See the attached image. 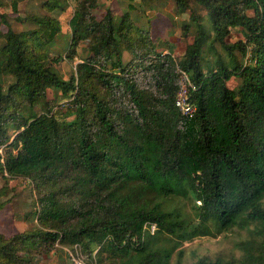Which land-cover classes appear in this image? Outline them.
Returning <instances> with one entry per match:
<instances>
[{"label": "trees", "instance_id": "obj_1", "mask_svg": "<svg viewBox=\"0 0 264 264\" xmlns=\"http://www.w3.org/2000/svg\"><path fill=\"white\" fill-rule=\"evenodd\" d=\"M76 2L71 46L86 39L95 45L69 81L51 68L59 59L36 52L62 32L55 16L29 17L34 27L16 32L0 13V147L7 144L0 170L48 188L38 198L46 230L0 241V264H33L16 244L36 239L78 244L90 255L87 264H171L184 243L216 237L243 216L258 224L260 236L245 256L196 264H264V0H174L197 26L181 57L158 52L130 11L116 19L107 10L98 21V0ZM193 2L206 9L207 22ZM18 5L13 0L12 10ZM43 7L65 11L67 3L47 0ZM236 27L245 41L230 44ZM184 28L188 36L190 25ZM206 46L217 56L213 67L204 64ZM236 51L249 55L247 65ZM2 76L14 80L7 91ZM232 78L242 80L238 89L229 87ZM50 89L71 99L72 120L49 106ZM185 89L193 116L176 105ZM20 100L46 108L23 119L11 139L12 107ZM147 223L157 224L154 235L144 233Z\"/></svg>", "mask_w": 264, "mask_h": 264}, {"label": "rangeland", "instance_id": "obj_2", "mask_svg": "<svg viewBox=\"0 0 264 264\" xmlns=\"http://www.w3.org/2000/svg\"><path fill=\"white\" fill-rule=\"evenodd\" d=\"M12 1L5 0L4 5L0 7V13L7 15L13 30L16 32L33 28L34 26L27 22V19L32 16H55L59 20L62 25V32L53 43L48 44L43 49H36V52L48 54L49 59L47 61L50 62L51 59H59L58 62H51V68L62 80L69 81L70 77L76 74L78 64L92 56V49L95 45L93 41L86 39L79 42L75 47L71 46L72 30L70 20L75 12L76 0H65L67 9L52 13L43 7L47 0H18V11L16 12L12 10ZM98 1L99 7L94 12L98 21L104 19L107 10H111L116 19L130 11L128 0ZM133 5L135 10L130 11V15L135 27L151 32L150 35L157 51L164 54L173 53L175 57H181L187 46L192 42V37L197 30V26L190 19L191 11L189 10L184 14L179 13L174 0H135ZM191 6L197 14L202 16L203 21H208L207 11L203 6L194 2ZM17 18L23 19L24 22H19ZM186 24L190 25L191 29L188 36L185 35L184 30ZM3 31L6 33L7 28L3 27ZM135 34L137 35V32ZM244 34L245 32L241 27L233 28L230 30L227 42L235 44L245 41ZM125 45L122 46L125 48ZM215 47L224 58L228 57L219 45ZM235 54L243 65L249 63V55L243 56L239 51H236ZM124 58L126 61H130L133 59V55L124 52ZM204 58V64L207 67H213L217 56L206 46ZM2 79L7 91L14 80L11 76H2ZM241 83L240 78H232L228 85L231 89H238ZM48 99L50 100L49 106L53 105L54 111H62L66 114L67 120L74 118V114L68 113L66 110L71 99H64L61 91L48 90ZM20 101V104L12 107L17 120L16 122H10L7 130L11 139L16 135L17 125L23 119L33 118L41 114L46 108L43 103L31 108L25 101ZM6 146L7 144L0 147L1 156ZM0 189L2 191L0 195L2 205L0 208V241L46 230L38 220V198L40 191L47 190V187L44 190L39 189L29 179L12 178L0 170ZM262 203L264 204V199ZM259 239L258 224L243 216L234 227L218 234L216 237H199L191 242L184 243L174 253L171 264H196L201 257H208L213 260L220 258L242 259L245 256L247 244ZM16 248L19 250L18 255L26 256L25 258L33 264H77L78 260L87 264L90 258L88 251H85L78 244L71 247L55 242L51 245L36 239L35 243L25 244L19 242V244H16ZM92 252L95 256L98 248L92 247ZM94 264L97 263L94 262Z\"/></svg>", "mask_w": 264, "mask_h": 264}, {"label": "built area", "instance_id": "obj_3", "mask_svg": "<svg viewBox=\"0 0 264 264\" xmlns=\"http://www.w3.org/2000/svg\"><path fill=\"white\" fill-rule=\"evenodd\" d=\"M183 81L188 82V79L186 76H183ZM176 105H177V107L180 108V110L185 115L193 116L194 112L196 111V107L193 106L189 102V98L187 96V90L186 89L178 95V97L176 99ZM157 230H158V227H157V224H155V223H147L144 226V233L154 235L157 232ZM77 264H85V263L82 262L81 260H78Z\"/></svg>", "mask_w": 264, "mask_h": 264}]
</instances>
